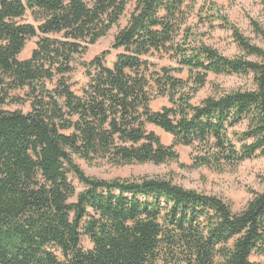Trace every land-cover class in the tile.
Listing matches in <instances>:
<instances>
[{
	"label": "trees",
	"instance_id": "16d2710c",
	"mask_svg": "<svg viewBox=\"0 0 264 264\" xmlns=\"http://www.w3.org/2000/svg\"><path fill=\"white\" fill-rule=\"evenodd\" d=\"M130 1L0 0V264H263L251 256H264V185L234 211L169 180L102 179L77 163L158 165L179 145L194 167L216 171L264 157V22L250 20L257 42L225 26L238 49L226 56L188 41L186 0H135L118 27ZM112 27L110 49L121 51L110 67V49L82 63L75 93L76 58ZM155 53L177 66H158ZM209 73L245 81L212 84L192 103ZM158 97L168 105L153 110ZM26 101V112L5 109Z\"/></svg>",
	"mask_w": 264,
	"mask_h": 264
},
{
	"label": "rangeland",
	"instance_id": "374dc122",
	"mask_svg": "<svg viewBox=\"0 0 264 264\" xmlns=\"http://www.w3.org/2000/svg\"><path fill=\"white\" fill-rule=\"evenodd\" d=\"M135 0H131L126 11L119 20L118 27L125 25L128 15L133 8ZM185 12L187 21L185 24V36L191 43H204L217 49L226 56H233L238 53V49L232 38V31L225 26H234L242 34L258 41L251 31L250 20L264 22V14L260 0H186ZM22 22L33 23L29 13H26ZM118 27H112L108 33L101 37L95 44L89 46L87 52L80 56L74 63L72 74V89L79 94L81 88L86 84L87 78L84 74L82 63H88L100 52L110 49L114 34ZM36 38H32L26 43L20 58L30 55L35 46ZM121 49H110L106 56L105 65L111 66L116 55ZM158 66L176 67V63L168 55L154 54L147 57ZM187 78L184 71L182 75ZM245 79L236 76L215 75L209 73L207 83L201 88L191 100L197 104L201 99L212 92V84H218L224 89L236 88L244 84ZM16 94H23L16 92ZM168 105L165 97H158L151 102L153 110H159ZM5 109H19L26 112L30 109L28 101L23 104H9ZM148 129L153 130L165 145H170L172 136L159 127L148 125ZM178 157L176 160L162 164H129L125 166H113L106 160H99L96 163H86L81 159H76L83 171L93 177L102 179L112 178H140L157 177L169 180L186 189H193L205 194L216 195L228 201L234 211L240 210L248 199L259 192L264 185V157L246 160L235 168H225L222 171L211 170L205 166L194 167L192 164V150L188 146H177ZM76 190L82 186L73 180ZM81 246L85 249L91 247L87 238H83ZM252 260L260 261L264 264V256L252 255Z\"/></svg>",
	"mask_w": 264,
	"mask_h": 264
}]
</instances>
